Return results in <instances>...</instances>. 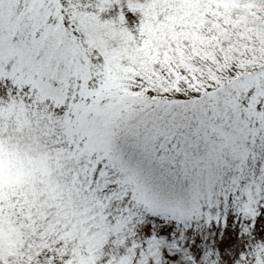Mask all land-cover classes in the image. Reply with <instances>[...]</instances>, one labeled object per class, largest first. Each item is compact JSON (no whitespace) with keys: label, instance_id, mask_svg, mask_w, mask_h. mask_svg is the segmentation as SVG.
Segmentation results:
<instances>
[{"label":"snow or ice","instance_id":"obj_1","mask_svg":"<svg viewBox=\"0 0 264 264\" xmlns=\"http://www.w3.org/2000/svg\"><path fill=\"white\" fill-rule=\"evenodd\" d=\"M151 2L0 0V151L53 162L133 261L243 264L247 237L264 236V55L207 71L174 44L170 58H150L141 29ZM241 2L242 23L264 29V0ZM221 26L220 43L234 44L240 24ZM117 52L125 71L106 89ZM38 212L18 213L24 243L0 264H76L42 234L36 243Z\"/></svg>","mask_w":264,"mask_h":264},{"label":"rangeland","instance_id":"obj_2","mask_svg":"<svg viewBox=\"0 0 264 264\" xmlns=\"http://www.w3.org/2000/svg\"><path fill=\"white\" fill-rule=\"evenodd\" d=\"M209 4V0H152L146 9L149 19L141 29L146 35V39L143 41V53L150 58H155L156 53L164 51L166 58H170L171 52L163 47V43L167 44L172 51L173 44L178 45L177 40H179L182 53H186L185 47L183 48L182 45L185 46L184 42L188 41L191 43V46L188 45L190 48L200 50L204 47L210 52L209 56L213 57L209 45L218 49L221 47L220 42L215 40L202 44L199 41L200 37L193 40L190 36L188 37L187 32L194 29L193 25L196 24V21L201 20L198 16L205 12ZM188 5L189 7H187ZM234 11L237 18L240 17L239 12L236 9ZM183 31H185V35L182 34ZM122 35L131 40V33L125 31ZM253 38L249 36L245 39L247 43L243 41L239 48L230 44L232 50L229 48L222 53L224 59H234L229 62L231 64L241 61L239 55L241 52L248 53L253 59L264 55V44H261L259 38ZM96 42L100 45L105 43L98 38ZM117 47H120L118 38ZM190 50L187 52L190 53ZM77 53H79V49H69L70 56ZM178 53L176 52L177 56L185 57L184 54ZM119 55L120 53L117 52L106 69L104 83L106 89L115 90L119 87L120 75L125 71L119 62ZM196 55L198 59H205L202 54ZM239 206V202L234 204L236 208ZM25 209L28 211L39 210L41 227L36 243H41L40 236L42 234L45 246L49 243L59 244L62 251L75 257L76 264H105V260L102 258L111 259L112 264H145L143 257L133 261V254L125 245L123 238L118 235L116 227L103 220L98 221L88 213L84 201L77 194L76 189L68 186L63 178L57 176L53 162L38 155L22 160L4 149L0 151V225L2 226L6 222H10L12 225L21 224L18 213ZM45 209H58L59 211L54 212L52 217H48ZM77 212L79 215H76ZM8 213L10 214L7 215ZM69 219L72 220V225L64 230L62 221ZM29 226L30 230H36L31 226V223ZM8 235L12 237L11 229L1 234L3 238H7ZM247 244V259L243 261V264H264V236L259 234L255 237L249 236ZM238 249L239 243L235 245L233 255ZM217 260L219 264H228L227 261L220 260L219 257ZM202 264H209V261L205 259Z\"/></svg>","mask_w":264,"mask_h":264},{"label":"trees","instance_id":"obj_3","mask_svg":"<svg viewBox=\"0 0 264 264\" xmlns=\"http://www.w3.org/2000/svg\"><path fill=\"white\" fill-rule=\"evenodd\" d=\"M250 2H254V0H250ZM209 3L210 4L207 6L205 12L198 16V18L201 20L196 21V24L193 25L194 29H190V31H187L189 34L188 37L190 36L193 40H195L194 38L200 37L199 41L202 44H206L208 41L215 40L220 42L221 39H227V37L224 35L227 29L222 27L221 23L228 24L231 21L233 23V26H235L236 24H240L241 28L239 39L235 40V43L231 45H242L243 41L249 38V36L259 38L261 44H264V29L255 26H245L244 23H242L245 18L241 15L236 20L232 19L233 16L237 17L234 9H236L240 14V9L244 7L241 0H209ZM187 7H189V5ZM177 11L179 12V10ZM244 27L246 28L245 30L243 29ZM182 34L185 35V31H183ZM177 41L180 43H178V45H175V51L179 52L178 54H184V56L188 58H198L196 54H202V57L205 59H199V63L204 66L205 71H207V69L211 67L212 64H216L217 67H219L221 63H223V65L227 67L229 62L234 60L224 59L225 57L222 55V53L226 52L230 48V44L227 46L221 44V47L218 49H215L214 46L209 45L211 52L213 53V57H211L209 56L210 52L204 49V47L200 50H197L196 48H190L191 43H189L188 41L184 42L186 43L187 47L186 45H182L183 48L185 47L186 52L182 53L181 42L179 40ZM163 47H166V49H169L168 52H171V49L167 44L163 43ZM189 49H191L190 53L187 52ZM230 50L232 49L230 48ZM217 57H219L220 59L218 60ZM9 214L10 213H8L7 215ZM25 227L30 228L29 225H25ZM9 229H11V233L13 234L12 237L8 235L7 238H3L1 234L3 232H8ZM24 235L25 234L21 228V224L12 225L10 222H6L2 224V226L0 225V252L8 253L15 251L22 245L24 241Z\"/></svg>","mask_w":264,"mask_h":264}]
</instances>
